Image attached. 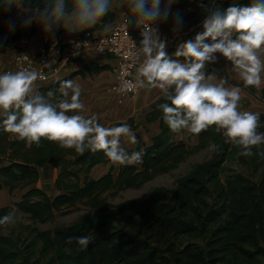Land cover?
Wrapping results in <instances>:
<instances>
[{
  "label": "trees",
  "instance_id": "trees-1",
  "mask_svg": "<svg viewBox=\"0 0 264 264\" xmlns=\"http://www.w3.org/2000/svg\"><path fill=\"white\" fill-rule=\"evenodd\" d=\"M231 3L249 5L251 0H201L183 15L185 20L201 22L206 8H226ZM0 13L15 16L17 9H0ZM113 18L110 12L102 21ZM200 31L201 26L196 32ZM21 35L31 36L19 23L13 40L4 39L0 32V41L13 45ZM102 68L87 62L85 70L77 74ZM206 71L214 72L210 68ZM61 80L39 90L45 94L56 90ZM163 102L162 96L147 115L149 122L159 120L160 132L150 144H137L143 152L142 162L122 165L117 177L112 168L99 178L89 176L96 165L108 162L103 152L80 155L46 140L37 148L0 128V190L8 187L13 192L29 186L14 205L0 207V217L15 208L33 220L45 221L56 212L80 205L90 209L77 221L54 230L33 227L35 234L26 254L14 251L17 245L0 234V264H264V158L238 157V149L225 143L214 126L201 132L198 145L190 149L176 140V134L163 122L156 108ZM260 121L262 130L263 114ZM212 143L220 145V151L195 163L173 188L156 186L141 202L127 199L108 203L107 193L117 195L128 188H140L156 174L177 168L192 153ZM48 163L62 169L56 195L34 186L39 168ZM227 163L261 172L260 180L253 181L237 170L226 172ZM83 235L91 237L87 250L80 249L75 241L66 243L70 236Z\"/></svg>",
  "mask_w": 264,
  "mask_h": 264
},
{
  "label": "clouds",
  "instance_id": "clouds-1",
  "mask_svg": "<svg viewBox=\"0 0 264 264\" xmlns=\"http://www.w3.org/2000/svg\"><path fill=\"white\" fill-rule=\"evenodd\" d=\"M179 2L0 0V9L8 11L15 7L23 28L37 24L45 33L54 34L61 27L72 33L87 32L114 8H126L129 13L126 24L140 32L141 39L134 54L142 60L135 76L122 78L117 91L126 95L145 88L158 89L165 102L157 104L156 108L172 133L199 135L214 126L225 143L238 149V157L264 158L260 113L241 111V87H225L226 79L216 83L217 74L206 71L207 65L218 61L215 54L219 53L231 62L232 70L245 88L261 87L264 83V59H261L264 55V0H252L249 5L231 3L226 8H206L207 15L200 25L203 31L196 32L191 39L179 40L170 56L169 39L160 26L172 18L171 31L179 37L185 27L178 10L173 16L174 6ZM15 27V21H10V32ZM43 79L41 72L30 68L0 74V128L4 132L37 148L46 140L62 149H74L80 155L88 151L103 152L113 164L142 162V151L129 153L121 146L122 137L130 144L139 143L131 125L124 122L106 127L96 116L82 115L86 107L79 83L72 79L61 80L58 89H50L45 94L37 86V81ZM220 148L216 143L209 146L213 153ZM16 211L13 208L0 217V227L15 226ZM73 241L83 250L92 242L90 236L83 235L70 236L66 243Z\"/></svg>",
  "mask_w": 264,
  "mask_h": 264
},
{
  "label": "crops",
  "instance_id": "crops-1",
  "mask_svg": "<svg viewBox=\"0 0 264 264\" xmlns=\"http://www.w3.org/2000/svg\"><path fill=\"white\" fill-rule=\"evenodd\" d=\"M177 10L179 11L180 17L185 24L183 32H185L186 35L188 34V36L192 33L193 38L194 33H196L200 27L201 22L185 20L183 14L188 12V8L186 6L183 7L182 5L174 7L173 16H175ZM111 12L114 13V18L112 20L101 21V23L92 30L101 34H106L110 32L116 24L123 20H127L129 15L126 8L121 9L117 7ZM13 20L16 23V27L14 31L10 32V21ZM19 23L21 22L18 10L15 16L4 17L0 13V32L4 36V39L8 41L13 40L17 33ZM172 24L173 19L170 18L166 23L162 24V26L164 28H169ZM23 30L31 35L30 48L34 50L39 49L42 46L43 35L45 33L42 27L37 24H33L29 28H23ZM59 32V34L54 33L53 35L57 36L65 45L74 41L78 35L82 33H72L63 27L59 29ZM185 38L187 40L188 37H184L183 40H185ZM16 41L14 42L15 44L17 43ZM15 44H2L0 46V72L13 65V57L16 52ZM176 47L167 50L170 56L174 54ZM215 55L218 57V61L215 64L207 65V68L213 69L217 74L215 82L219 83L220 80L226 79L227 84H225V87H241V100L239 102L240 110L259 112L264 115V83H262L259 89L254 87L245 88L238 74L232 70L231 62L227 61L219 53H216ZM261 59H264V55L261 56ZM87 62L95 63L96 65L103 66V68L97 72L77 74L79 71L85 70V64ZM115 65L116 59L110 55H104L96 50H90L82 54H78L74 53L70 46H66L63 50L61 65L58 73H51L44 84V87H47L63 78L75 75L72 80L81 85V99L84 101L86 107V110L81 113L82 115L86 117L96 116L99 119V122L104 124L106 127L116 126L119 123L126 122L132 126L138 141L148 145L160 132V122L159 120L151 122L147 121V115L151 111L152 106L163 96V94L158 89H140L135 95L128 97L120 103L118 93L116 91L109 90V88L115 84ZM38 88L40 89V86H38ZM175 138L176 140L185 142L190 149H193L199 143V135H193L188 132L176 134ZM121 146L129 153L132 151H140L137 149V144H130L125 137L121 138ZM121 166L122 165L120 164H113L108 160V162L96 165L92 169L89 176L92 178H99L112 168V173L115 177H117ZM61 171V167H55L50 163L40 167L39 180L34 186L43 189L49 195L58 194L60 192L58 188V179ZM81 177L84 179L83 174ZM28 188L29 186L18 187L13 192H10L8 187L1 189L0 207L14 205Z\"/></svg>",
  "mask_w": 264,
  "mask_h": 264
},
{
  "label": "built area",
  "instance_id": "built-area-1",
  "mask_svg": "<svg viewBox=\"0 0 264 264\" xmlns=\"http://www.w3.org/2000/svg\"><path fill=\"white\" fill-rule=\"evenodd\" d=\"M193 2L192 5L187 6L188 11L194 9L195 5L200 3L201 0H193ZM160 27L161 32L169 39L167 50L176 47L179 40H183L184 37H186V33L183 31L179 37L175 36L171 31L172 26L164 28L161 25ZM140 39L139 30L133 26L127 25L126 20L116 24L114 28L106 34L98 33L92 29L87 30V32H82L68 45H65L57 36L44 33L42 46L37 50L30 48V37L21 35L15 44L16 52L13 57V65L4 71H16L21 68L35 69L41 72L45 77V79L37 81V86L41 87L44 86L51 73H58L63 50L66 46H70L72 51L78 54L96 50L116 59L114 68L115 84L111 86L109 90L116 91L119 95V102L122 103L125 99L138 92L124 95L120 94L117 90L122 78L132 79L136 74V68L142 60V57L134 54ZM76 44H79L80 47L77 48L75 46ZM1 45L2 44H0V46ZM4 71L0 72V74ZM125 73H130V75L125 76Z\"/></svg>",
  "mask_w": 264,
  "mask_h": 264
},
{
  "label": "rangeland",
  "instance_id": "rangeland-1",
  "mask_svg": "<svg viewBox=\"0 0 264 264\" xmlns=\"http://www.w3.org/2000/svg\"><path fill=\"white\" fill-rule=\"evenodd\" d=\"M193 0H180L178 4L174 7H187L192 5ZM187 39L192 38V33L186 35ZM186 40V38H185ZM263 129L259 130L264 132V123L262 124ZM212 152L209 150V147L195 151L192 153L184 162H182L177 168L164 173H158L156 176L149 182L142 185L140 188H128L117 195H111L110 193L106 194L108 203L110 205L125 201L127 199H135L139 202L143 201L149 192L156 186H164L167 188H173L176 185L177 179L187 174L193 165L197 162H201L211 158ZM226 172L230 170H237L247 177H250L253 181L260 180L261 172L255 173L250 168L241 166L237 163H227L225 165ZM90 209L87 206L80 205L75 209L64 210L54 213L50 218L45 221L33 220L29 215L16 211L17 222L15 226L12 227H1L0 234L6 236L8 239L13 241L17 245V250L21 255L27 253L28 244L31 242L34 236L32 228H37L39 230H54L59 226L69 225L78 219L81 218L83 214L88 212Z\"/></svg>",
  "mask_w": 264,
  "mask_h": 264
}]
</instances>
